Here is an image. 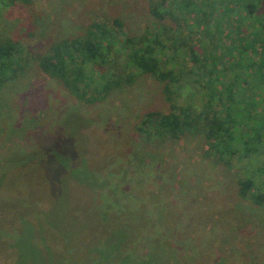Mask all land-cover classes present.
<instances>
[{"label":"rangeland","instance_id":"rangeland-1","mask_svg":"<svg viewBox=\"0 0 264 264\" xmlns=\"http://www.w3.org/2000/svg\"><path fill=\"white\" fill-rule=\"evenodd\" d=\"M147 3L0 5V40L33 57L99 18L137 35L154 22ZM112 61L119 70L122 56ZM167 109L161 82L144 74L91 104L33 58L0 84V264H264V203L239 197L232 172L203 156L201 136L136 138L142 114Z\"/></svg>","mask_w":264,"mask_h":264},{"label":"trees","instance_id":"trees-1","mask_svg":"<svg viewBox=\"0 0 264 264\" xmlns=\"http://www.w3.org/2000/svg\"><path fill=\"white\" fill-rule=\"evenodd\" d=\"M33 1L0 0V5ZM147 5L154 22L137 35L119 18H99L33 57L22 43L0 40V84L20 75L33 58L79 102L91 104L149 75L161 82L168 109L142 114L136 138L155 144L186 133L201 136L203 156L223 175L232 172L239 197L264 203V0ZM115 55L122 56L119 70L109 67ZM71 137L67 145L74 152ZM46 149L25 155L30 160L22 164L40 161Z\"/></svg>","mask_w":264,"mask_h":264}]
</instances>
